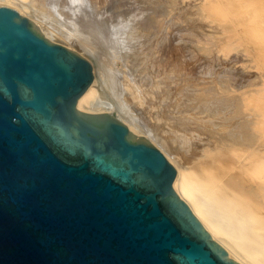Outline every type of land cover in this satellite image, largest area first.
I'll use <instances>...</instances> for the list:
<instances>
[{
    "label": "water",
    "instance_id": "95a60500",
    "mask_svg": "<svg viewBox=\"0 0 264 264\" xmlns=\"http://www.w3.org/2000/svg\"><path fill=\"white\" fill-rule=\"evenodd\" d=\"M93 77L89 59L0 5V264H239L157 146L77 109Z\"/></svg>",
    "mask_w": 264,
    "mask_h": 264
},
{
    "label": "bare ground",
    "instance_id": "6f19581e",
    "mask_svg": "<svg viewBox=\"0 0 264 264\" xmlns=\"http://www.w3.org/2000/svg\"><path fill=\"white\" fill-rule=\"evenodd\" d=\"M110 4L0 0L93 63L77 109L113 115L131 139L157 146L177 167L176 193L211 239L239 264H264V100L245 112L238 88L182 82L162 0H122L115 12Z\"/></svg>",
    "mask_w": 264,
    "mask_h": 264
},
{
    "label": "rangeland",
    "instance_id": "374dc122",
    "mask_svg": "<svg viewBox=\"0 0 264 264\" xmlns=\"http://www.w3.org/2000/svg\"><path fill=\"white\" fill-rule=\"evenodd\" d=\"M88 1L104 7L113 0ZM120 1L110 4L113 12ZM162 1L166 34L177 32L181 81L238 88L245 112L256 101L260 107L264 100V0Z\"/></svg>",
    "mask_w": 264,
    "mask_h": 264
}]
</instances>
